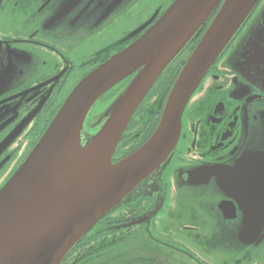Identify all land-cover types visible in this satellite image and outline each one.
Wrapping results in <instances>:
<instances>
[{
    "label": "flooded vegetation",
    "instance_id": "1",
    "mask_svg": "<svg viewBox=\"0 0 264 264\" xmlns=\"http://www.w3.org/2000/svg\"><path fill=\"white\" fill-rule=\"evenodd\" d=\"M173 1L3 0L0 189L75 86L131 45ZM199 38L174 58L134 112L113 163L150 138ZM130 79L106 94L108 104L90 114L85 132L95 130L93 123ZM61 264H264V0L191 96L164 166Z\"/></svg>",
    "mask_w": 264,
    "mask_h": 264
},
{
    "label": "water",
    "instance_id": "2",
    "mask_svg": "<svg viewBox=\"0 0 264 264\" xmlns=\"http://www.w3.org/2000/svg\"><path fill=\"white\" fill-rule=\"evenodd\" d=\"M260 2L174 0L131 45L75 86L0 189V264H61L99 221L164 166L177 145L191 96ZM205 27L167 94L150 138L113 163L134 112L167 66ZM129 77L93 123L95 130L85 132L93 107ZM81 139H86L83 146Z\"/></svg>",
    "mask_w": 264,
    "mask_h": 264
},
{
    "label": "rangeland",
    "instance_id": "3",
    "mask_svg": "<svg viewBox=\"0 0 264 264\" xmlns=\"http://www.w3.org/2000/svg\"><path fill=\"white\" fill-rule=\"evenodd\" d=\"M169 1V0H168ZM210 20V19H209ZM203 32V31H202ZM202 32L197 36V37H195L193 40L191 39L188 43H187V47H188V45H190L191 43H194L199 37H200V35L202 34ZM186 46L184 47V48H186ZM169 66V65H168ZM167 66V67H168ZM73 88V86H71L70 87V89H72ZM68 94V92H66L65 94H64V96H63V98H62V100L65 98V96ZM62 100H60V101H62ZM108 104V96L106 95V96H104L94 107H93V109H92V111H91V114H97L98 112H100V111H102L105 107H106V105ZM85 142H86V139H81V145L83 146L84 144H85Z\"/></svg>",
    "mask_w": 264,
    "mask_h": 264
},
{
    "label": "trees",
    "instance_id": "4",
    "mask_svg": "<svg viewBox=\"0 0 264 264\" xmlns=\"http://www.w3.org/2000/svg\"><path fill=\"white\" fill-rule=\"evenodd\" d=\"M123 86V84L117 85L115 88H113L107 95H111L116 93L121 87Z\"/></svg>",
    "mask_w": 264,
    "mask_h": 264
}]
</instances>
